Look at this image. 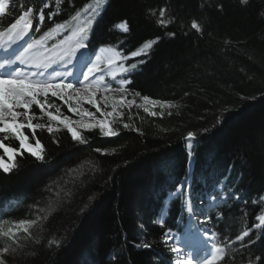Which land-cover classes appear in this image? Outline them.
I'll use <instances>...</instances> for the list:
<instances>
[{"label": "trees", "instance_id": "1", "mask_svg": "<svg viewBox=\"0 0 264 264\" xmlns=\"http://www.w3.org/2000/svg\"><path fill=\"white\" fill-rule=\"evenodd\" d=\"M26 2L31 6L33 0H10L13 11L4 25ZM86 2L73 0L70 5L63 0L54 21H70L73 28L83 23L86 16L70 18ZM161 7L166 9L167 28L155 22ZM149 11L155 15L149 16ZM124 18L130 24L128 33L113 28ZM193 20L202 34L191 28ZM52 26L46 22L34 38ZM168 32H175V37ZM157 36L158 44L144 49L148 56L124 61L130 65L147 60L132 74L128 87L177 107L164 108L163 116H151L138 107L143 100L130 93L131 109L124 105L108 119L119 135L102 138L99 128H81L87 143L78 144L66 128H59L55 136L47 128L37 129L45 162L25 152L17 156L12 172L0 171V232L21 220L43 218L28 227L31 238L23 230L14 232L23 246L15 256L6 254L9 264H83L85 260L89 264H169L171 256L161 236L166 228L179 230L190 205L189 186L193 198L206 203L213 192L224 197L231 188L240 193L239 200L208 210L221 241L234 240L256 224L259 212L264 213V0H249L247 5L240 0H109L93 29L90 48L107 46L130 56ZM62 38L52 34L47 46ZM218 119L222 123L217 125ZM125 123L132 127L124 129ZM206 128L211 130L200 135ZM189 131L199 136L195 145L185 140ZM24 132L32 139L30 129ZM3 142L19 147L11 133ZM97 148L108 154L101 155ZM189 151L194 155L190 168ZM95 164L98 171L90 167ZM69 169L84 172L80 182L65 183ZM182 180L185 195L168 201L162 228L157 218L164 199ZM225 183L227 188H222ZM220 186L222 191L216 189ZM68 188L73 189L71 198L63 195ZM89 196H95L90 204ZM85 204L89 208L82 215ZM221 211L223 218L217 221ZM260 232L254 230L245 238V244L256 240L249 248L234 244L221 264H256V256L264 257ZM37 238L40 244L35 243ZM49 240L59 241V247ZM145 242L153 247L143 248ZM10 243L0 235V248Z\"/></svg>", "mask_w": 264, "mask_h": 264}, {"label": "snow or ice", "instance_id": "2", "mask_svg": "<svg viewBox=\"0 0 264 264\" xmlns=\"http://www.w3.org/2000/svg\"><path fill=\"white\" fill-rule=\"evenodd\" d=\"M63 0H55V10H53V0H33L31 6L26 2L21 5L20 11L11 21L4 25V19H7L12 14V5L10 0H0V27L3 30L0 31V37L7 36L8 45L3 49H0L4 53L3 62H0V69H7L6 71H0V134H5L3 139L0 140V149L3 151V155H0V171L7 174L13 171L17 167V156H23L25 152L30 154L36 161L41 163L45 162L44 146L41 141L36 138V130L43 129L45 127L42 123H33L36 119V114L32 112V106L35 105L39 108L40 112L48 118V133L53 136L59 131L57 127L54 129L51 122L56 121L57 125L63 124L67 129V132L71 134L73 141L78 144H85L87 140L80 134L79 129H96L99 128L102 138L114 137L119 135L117 130H114L108 120V117L113 116L114 113L120 111L124 106V99L121 98L116 102V105L112 107V111H102L101 106L96 103V92L93 90L94 86L102 90V93L108 92H120L122 97L127 96L134 92L136 97H140L145 103L138 105L145 113L151 116H163V109L165 107L172 108L177 107L171 102H162L160 100H152L149 96L143 95L139 91H134L128 86L132 84L131 76L134 72L140 69V65L147 63V60L141 59L130 65L124 63L129 58H134L140 55L148 56L149 52L144 49L153 48L160 41V37L157 36L154 39L149 40L137 51H131L130 56L128 54L122 55L120 52H116V56L120 57V62L117 63L114 58L108 59V66H101L100 57L97 56L96 60H91V55L95 53V48H90L93 29L97 20L102 16L105 11L109 0H88L83 4V7L75 10V15L70 20L79 19L81 16L87 18L83 23L78 24L76 27H72L70 21H64L63 23H56L54 17L60 14V5ZM70 5H73V0H67ZM241 5H247L249 0H240ZM222 9V5L218 6ZM47 10V11H46ZM166 9L161 7L159 9V19L155 22L159 27L167 28L168 21L164 19ZM149 16L155 15L154 12L149 11ZM39 23H35L36 21ZM46 22H52L53 26L44 32L39 39L34 38L35 33H39L41 28L46 26ZM114 29L123 30L124 33L130 31L129 21L124 18L113 25ZM191 28L197 33L202 34L203 30L196 20L191 22ZM52 34L62 36L63 38L58 43L47 46V40ZM170 37H175V32L166 33ZM100 51H104L103 48ZM74 61H81L83 68L86 70L81 71L78 75L68 71L67 66L72 65ZM112 65L119 67L122 71L118 76L115 71L112 70ZM54 66L65 67V71L61 73L56 71ZM49 69H53L51 73ZM101 73H109L111 80H108L105 75ZM83 77L82 79L80 77ZM75 77L74 79H69ZM119 81V86L114 87L113 82ZM75 90L78 96L81 91L87 96L85 101L87 104L95 108L96 113H99V118L88 109L79 110L72 106L70 101L74 98L73 93L69 90ZM187 95V93H185ZM51 97H57L61 101L68 103V111L73 114H77L81 117V120L73 123L68 117L61 113V109L56 107L52 103L45 104ZM43 97L44 101L40 98ZM104 107H108L107 95L102 96ZM159 105L161 112L157 113L154 110H150L147 104ZM128 108L134 105L133 100L127 101ZM55 107L56 113L50 110ZM23 109V112L18 111ZM171 115V113H169ZM87 117L89 123H83V119ZM21 118L26 119L27 123H23ZM222 123V119L217 120V125ZM216 125H213L215 127ZM124 129H130L132 126L125 123ZM30 129L32 132V138L35 139V144L29 142L30 137L25 134L24 129ZM135 130V129H133ZM211 129H203L200 135L206 134ZM13 134L15 139L19 143V147H12L6 145L3 140L7 139V134ZM199 136L189 131L185 137L186 142L190 141L193 145L198 141ZM57 144L58 140L55 141ZM95 151L101 153V155H107L104 150L97 148ZM115 152V149H113ZM7 157V160H5ZM194 161L193 151H189L187 164L190 168ZM127 166V162H125ZM93 171L99 170V165L90 166ZM231 167V166H230ZM69 180H66V184H76L79 181V177L84 175L82 170L69 169L66 173ZM110 181L114 177L108 178ZM215 187V185H213ZM222 188H227L226 183L222 185ZM59 195V193H57ZM65 197L71 198L73 196V189L68 188L63 192ZM173 199L182 197L185 195V181L182 180L174 190H170L167 194ZM188 197H191V188L189 186ZM212 200L209 202L212 205L219 207L226 204L230 199L239 200L240 193L235 189L229 188L224 197L217 196L215 192L211 193ZM95 199V196H89V204ZM167 199V197H166ZM264 200V197L261 198ZM219 201V204H217ZM253 203L258 201L253 200ZM89 204H85L81 209V214H85L89 208ZM181 209L183 210V202H181ZM40 211H43L41 209ZM195 208L192 209V214H195ZM200 215L204 216V220L201 222L206 227L197 226L191 229L189 234L183 237H177L174 235L170 228L162 233L161 240L164 246L172 254V260L175 264H221L226 260L229 252L233 250V245L237 242L240 243L242 248H249L256 243V240L249 239L247 244L244 243L246 237H250L254 230H261L260 235H264V217H260V223L254 224L253 227L247 228L240 234L235 236V239L224 238L223 241L219 240L218 231L215 230V225L212 222V217L208 214L207 210H201ZM182 218V217H181ZM223 218V212H218L216 220L220 221ZM43 218L38 217L37 220L25 221L21 220L20 224L28 223L29 226L38 224ZM160 220V227L165 228L166 221L163 216H158ZM28 237L31 238L29 228L23 229ZM0 235L7 237L11 241L7 246L0 248V264H9L7 255L15 256L18 249L23 245L20 243L21 237H18L15 233L9 229L8 231L0 232ZM40 239H36L35 243L40 244ZM49 244L60 245L59 241L49 240ZM222 245V246H221ZM137 249L141 248L140 244H136ZM145 249L153 247L151 243H143ZM7 254V255H6ZM256 264H260L264 257L256 256ZM83 264H89L87 260ZM171 264V261H169Z\"/></svg>", "mask_w": 264, "mask_h": 264}, {"label": "rangeland", "instance_id": "3", "mask_svg": "<svg viewBox=\"0 0 264 264\" xmlns=\"http://www.w3.org/2000/svg\"><path fill=\"white\" fill-rule=\"evenodd\" d=\"M8 43H9V41H8L7 36L1 37L0 38V49H3L4 47H6L8 45ZM108 51H110V50H108ZM115 54H116V52H115ZM118 59H120V57H118ZM79 64H80V61H74V63L72 65H68L67 66V70L77 74L78 71H79ZM54 69L56 71H60L61 73H63L66 70L65 67H62V66H60V67L54 66ZM52 71H53V69H49L48 70L49 73H51ZM119 71H120V68H119ZM107 79L111 80V76L108 77ZM113 86L114 87H118L119 86V81L117 80V81L113 82ZM71 92L73 93V97L74 98L70 101V103L72 104L73 107L77 108L78 111L82 110V109H88V110L92 111L93 113H95V115L99 118L100 114L96 113L95 108L85 102L87 100V96L83 92H81L78 96L76 95L74 89H72ZM103 95H107V99H108V107L107 108L104 107V103H103V99H102ZM121 98L124 99V101H125L124 105L126 106L127 105V101L130 100V95L128 94L127 96L122 97V94L120 92H111L110 91V92H108L106 94L103 93V94L95 96L96 103L101 106L102 111H109V112L112 111V107L115 106L116 102L118 100H120ZM40 99L42 101H44L43 97H41ZM48 103H52L56 107H59L61 109V113L63 114L61 116V119H63V117L66 116L73 123H76V122L81 120V117L79 115L73 114L72 112H69L68 111V103H66L64 101H61L59 98L49 96V98L47 100V103L45 104L46 108H47V104ZM144 103L145 102L142 101L140 104H144ZM147 106L150 109H152V108H160L159 105H153L151 103L147 104ZM50 110L53 112V114H57L56 110H55V107H53ZM18 111L23 112V109H18ZM32 112H34L36 114V119L33 120V123H42V124L45 125L44 128H47L48 123H49L48 122V118L46 116H44L40 112L39 108L36 107L35 105H33L32 106ZM109 118L110 117H108V119ZM21 120H22L23 123H25V124L27 123L26 119L21 118ZM89 122L90 121H89V119L87 117H85L83 119V123H89ZM51 124H52L53 128H57V127L58 128H63V129L65 128L63 126V124L57 125L56 121L51 122ZM30 140L34 141L35 139L32 138ZM32 144H35V142H32ZM5 160H7V159H5ZM219 196L223 197V196H221V194H219ZM168 197L171 198V196H168ZM206 200L208 202H210L212 200V197H208V198H206ZM205 203L206 202H199L198 198H193V196L191 195V197H190V206L187 207V211H186V214H185V220H184L185 224H183V226L180 228L179 232H174V233L172 232V233L174 235H176L177 237H183V236L189 234L190 230L196 228L197 226L206 227L207 225L201 224V222L204 220V216L200 215V211L201 210H207V209L209 210V207H210L211 204L209 203L210 205L209 204L206 205ZM193 208H195V210H196L195 214H192V209ZM161 213H162V216H163L164 212L162 211ZM260 217H264L263 212L262 213L259 212V214L256 215L254 221H256V223H260ZM25 227H29V224L25 223V224L21 225L20 223H18V224H15L14 226L10 227V229L14 233L15 231L23 230ZM172 264H175L174 260H173Z\"/></svg>", "mask_w": 264, "mask_h": 264}, {"label": "bare ground", "instance_id": "4", "mask_svg": "<svg viewBox=\"0 0 264 264\" xmlns=\"http://www.w3.org/2000/svg\"><path fill=\"white\" fill-rule=\"evenodd\" d=\"M101 49V48H100ZM100 49H98L93 58L91 57V60L95 61L97 56L100 57V63H101V66H108V59L109 58H114L115 61L118 60V56L115 55V51L113 52V50H110L108 51L107 49H104V51H100ZM3 58H4V53L2 50H0V62H3ZM7 69H0V71H6ZM86 70L85 68H83V65H82V62L80 61V64H79V71L77 73V75L81 72V71H84ZM112 70L115 71L117 73V75L120 73L119 69L116 68V67H112ZM103 75L106 76V78L110 77V74L109 73H101ZM75 77H72V78H69V79H74ZM81 79L83 78L82 76L80 77ZM95 92H96V95H100V94H103L102 93V90H100L98 87H95L94 86V89H93ZM69 91H72V90H69ZM83 92V91H81ZM262 213V212H261ZM264 214V213H263ZM258 215V214H257ZM257 224V223H256Z\"/></svg>", "mask_w": 264, "mask_h": 264}]
</instances>
